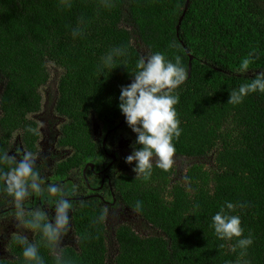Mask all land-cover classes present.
<instances>
[{
  "label": "trees",
  "instance_id": "obj_1",
  "mask_svg": "<svg viewBox=\"0 0 264 264\" xmlns=\"http://www.w3.org/2000/svg\"><path fill=\"white\" fill-rule=\"evenodd\" d=\"M186 2L0 0V150L11 154L19 140L25 152L38 155L41 131L32 114L42 109V90L57 69L54 111L63 121L56 147L69 154L55 165L53 181L67 177L77 193L70 213L76 246L59 249L73 264H235L240 250H229L235 238L221 240L211 227L212 216L227 201L237 204L232 214L241 216L244 236L254 239L245 258L264 264V93L228 103L232 89L264 71V0H190L178 31ZM78 25L83 35L73 38ZM120 46L126 54L115 58L114 68H104L101 57ZM156 52L170 59L180 55L188 69V79L174 90L183 128L175 156L199 163L181 171L175 164L168 171L154 164L145 182L136 178L135 161L124 160L131 170L117 171L112 188L159 234L142 236L128 223L120 224L112 257L106 220L92 222L106 202L98 190L85 192L82 173L87 162L105 154L92 118L106 132L112 130L110 140L127 130L118 107L121 86L132 82L141 57ZM250 53L256 59L241 74L237 69ZM28 126L38 128L39 135L28 132ZM120 164L118 159L113 167ZM137 201L143 202L139 210ZM38 203L44 209L40 197ZM30 241L40 245L46 264H55L56 252L39 231L33 230ZM7 252L0 264H25L15 235Z\"/></svg>",
  "mask_w": 264,
  "mask_h": 264
},
{
  "label": "clouds",
  "instance_id": "obj_2",
  "mask_svg": "<svg viewBox=\"0 0 264 264\" xmlns=\"http://www.w3.org/2000/svg\"><path fill=\"white\" fill-rule=\"evenodd\" d=\"M82 35L83 28L79 25L72 29L73 38ZM125 54L126 49L123 46L112 48L101 57L103 67L114 68L115 58ZM254 59L256 57L250 53L242 59L237 71L241 74L247 73ZM136 67L137 71L134 72L132 82L121 86L118 107L125 116L128 126L137 134L133 151L124 160L130 165L135 161L133 171L136 173V178L142 177L147 182L153 175L154 164L164 171L170 170L174 165V156L177 152L175 141H178L183 133L175 107L180 102V96L178 93L174 94V90L186 82L189 72L180 55L170 59L163 52H156L147 58L141 57ZM256 92L264 93V71L255 72L250 82L242 83L238 89H232L228 103L241 104L246 96ZM26 130L39 135L38 128L28 126ZM111 154L113 153H109L107 158L116 162L119 158L114 154L116 156L114 160ZM126 163L125 166H128ZM0 193H6L12 198L18 229L23 226L26 229L39 231L46 246L56 252L55 264H73L59 249L62 237L70 230V211L76 207L72 199L77 197L75 191L68 190L66 185L46 183L41 169L37 166L36 154L17 149L15 155L0 150ZM33 196L40 197L43 204L53 206L51 216L40 207L30 210L27 218L25 217L26 205ZM142 205V201H137L135 207L139 210ZM80 207H84L83 202L80 203ZM195 207L199 208V205ZM240 207L243 208L244 205L241 204ZM236 208L237 204L227 201L212 216L211 227L221 240L232 241L235 238V243L229 244L231 252L240 250L235 264H251L245 256L254 239L251 234L244 236L245 229L242 226L241 216L232 214ZM108 212V209L101 210L93 217V224H103ZM14 235L16 243L22 246L25 264H46L37 242L30 241L27 235L19 231ZM88 238L89 236L85 235L84 239Z\"/></svg>",
  "mask_w": 264,
  "mask_h": 264
},
{
  "label": "rangeland",
  "instance_id": "obj_3",
  "mask_svg": "<svg viewBox=\"0 0 264 264\" xmlns=\"http://www.w3.org/2000/svg\"><path fill=\"white\" fill-rule=\"evenodd\" d=\"M143 53H145V51H143ZM52 73L53 76L50 84L46 86V89L44 88L42 90L43 107L39 112L32 114V117L39 123V128L41 131L39 153L37 155V166L41 169V173L44 176L46 183L66 185L68 187V190L71 191V184L67 181V177H65L64 180L62 179L59 181H53V179L56 180L55 177L53 178V170L55 165L65 159L68 156L69 152L68 150L61 151L62 149L59 150L56 147V141L59 136V128L63 120L54 111L58 93L57 82L60 72L54 68ZM92 123L96 140H103L108 132L105 131V128L98 121H96L95 118H92ZM135 134L136 133H134L132 129L128 127L125 132L119 134L117 137L110 141L108 147L109 152L115 154L121 160V164L113 168L111 172L115 173L117 171L130 170L128 166H125L124 158L132 152L130 145L132 142V137ZM15 143L16 144L11 152V155H15L17 149H20L21 152H25L19 140H17ZM174 161L175 166L180 171L183 169H187L192 164L199 163L198 160L193 158H184L177 156H174ZM211 161L212 158H210L206 164L208 166L213 165ZM89 163L90 162H87L85 165L87 166ZM90 172L91 170H89V173ZM93 180L95 184L99 183L98 179L93 178ZM38 198V196H33L28 201L25 208V215H27L30 210L39 208ZM11 199L12 198L9 197L6 193H0V242L6 241V243H8V239L14 236L17 231L27 235L29 239L32 240L33 230L26 229L23 226H21L19 229L16 227L18 223L14 215L16 209L13 207ZM43 205L44 210L52 214L53 206L48 204ZM105 209L109 210L108 216L106 218L107 239L110 246V254H112V257L113 254L116 253L115 232L120 224L128 223L142 236L159 234V231L149 223H147L139 213L129 207H126L119 197H116V202L114 204H108V206H105ZM71 212L72 211H70V213ZM73 232L74 230L71 226L68 234L66 236H63L61 239L60 249L65 245L76 246V238Z\"/></svg>",
  "mask_w": 264,
  "mask_h": 264
},
{
  "label": "flooded vegetation",
  "instance_id": "obj_4",
  "mask_svg": "<svg viewBox=\"0 0 264 264\" xmlns=\"http://www.w3.org/2000/svg\"><path fill=\"white\" fill-rule=\"evenodd\" d=\"M128 127L129 126L127 125V129H128ZM125 131H123V132H125ZM123 132L118 133L115 137H117L119 134H121ZM109 134H107L106 141L105 142L103 141V143H102L103 148L105 150V154H103L101 157L100 156L96 157L92 161L94 163L93 167L92 166L84 167L82 170L83 177L85 179V186L87 187V190L89 191L88 192L87 190H85V192L91 193V192H95L97 190L100 191L101 193H99V194L104 198V200L106 202V204L104 203L105 206H108V204H114L116 202V197H118L117 193H115L114 188H112V183H111V176H114L117 172H115V173L111 172V170L113 169V166H112L113 162L107 159V156L110 153L109 148H108L109 143L112 140V139L111 140L109 139ZM131 144H132V142H131ZM130 146H131V149L133 151L132 145H130ZM89 170H91L90 173H89ZM127 172H129V171H127ZM93 178L98 179L99 183L95 184ZM110 194H112L113 197ZM47 213L51 216V214L49 212H47ZM1 242H3V241H1ZM6 246H7V243H6Z\"/></svg>",
  "mask_w": 264,
  "mask_h": 264
},
{
  "label": "water",
  "instance_id": "obj_5",
  "mask_svg": "<svg viewBox=\"0 0 264 264\" xmlns=\"http://www.w3.org/2000/svg\"><path fill=\"white\" fill-rule=\"evenodd\" d=\"M189 3H190V0H187V2H186V4H185V8H184V12H183V14H182V16L180 17V19H179V23H178V25H177V30L179 31V29H180V25H181V23H182V20H183V17L185 16V13H186V11H187V9H188V7H189ZM187 53L190 55V62H189V67H190V70H191V60L193 59V56L190 54V52H189V50L187 49ZM111 130H109L108 131V133L110 132ZM106 139H107V137H105V141H106ZM104 141V142H105ZM111 157L114 159V160H116V156L114 155V154H111ZM88 166H94V163L93 162H90L86 167H88ZM43 207H44V205H43ZM1 257H9V253L6 251V248H5V242H1L0 243V258Z\"/></svg>",
  "mask_w": 264,
  "mask_h": 264
}]
</instances>
